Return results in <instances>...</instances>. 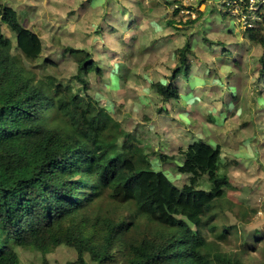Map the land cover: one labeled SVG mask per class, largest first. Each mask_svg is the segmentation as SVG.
<instances>
[{
  "label": "rangeland",
  "instance_id": "1",
  "mask_svg": "<svg viewBox=\"0 0 264 264\" xmlns=\"http://www.w3.org/2000/svg\"><path fill=\"white\" fill-rule=\"evenodd\" d=\"M0 2L15 8L23 25L42 39V55L32 63L25 60L37 78L52 75L98 101L124 131L119 145L133 139L153 168L177 186L188 181L177 170L181 149L199 139L220 145L219 171L228 174L230 184L210 222L217 229L209 224L204 232L215 250L236 254L245 264H264L263 49L245 36L246 22L233 0ZM2 29L12 52L21 56L15 34L4 24ZM186 44L188 69L181 62ZM71 49L84 50L100 72L82 73L84 83L78 81V56ZM169 82L178 86L180 98L165 102L156 85ZM209 187L203 177L200 188ZM115 205L102 195L92 216ZM136 221L157 227L141 216ZM224 225L231 228L220 238ZM85 233L100 245L99 225ZM252 240L256 243L248 245ZM15 251L22 264H79L74 247L54 240L49 250L16 246ZM84 259L98 264L89 251ZM126 259L118 240L104 264H126Z\"/></svg>",
  "mask_w": 264,
  "mask_h": 264
},
{
  "label": "trees",
  "instance_id": "2",
  "mask_svg": "<svg viewBox=\"0 0 264 264\" xmlns=\"http://www.w3.org/2000/svg\"><path fill=\"white\" fill-rule=\"evenodd\" d=\"M3 24L15 34L21 56L12 52ZM245 36L262 47L264 63V27ZM43 48L18 11L0 2V264H22L16 246L49 250L52 240L74 247L79 264L86 251L104 264L118 240L126 264H245L215 250L204 232L209 224L217 229L210 222L230 184L219 171L221 146L199 139L181 149L177 170L188 181L177 186L133 139L119 145L124 131L98 101L52 75L37 78L25 60L35 62ZM185 50L187 44L181 62L188 69ZM71 51L78 56V81L84 83L82 73L100 72L84 50ZM156 88L165 102L180 98L170 82ZM203 177L209 189L200 188ZM102 195L116 205L92 216ZM138 216L157 227L143 228ZM93 225L100 226L99 246L85 233ZM230 228L224 225L218 236Z\"/></svg>",
  "mask_w": 264,
  "mask_h": 264
},
{
  "label": "built area",
  "instance_id": "3",
  "mask_svg": "<svg viewBox=\"0 0 264 264\" xmlns=\"http://www.w3.org/2000/svg\"><path fill=\"white\" fill-rule=\"evenodd\" d=\"M233 2L236 4L237 12L241 11L240 17H243L246 22L247 30L264 27V0H233ZM180 9V12L183 11Z\"/></svg>",
  "mask_w": 264,
  "mask_h": 264
}]
</instances>
